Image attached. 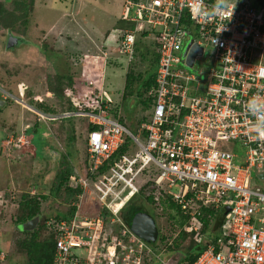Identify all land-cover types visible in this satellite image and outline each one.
Segmentation results:
<instances>
[{"label": "built area", "instance_id": "built-area-1", "mask_svg": "<svg viewBox=\"0 0 264 264\" xmlns=\"http://www.w3.org/2000/svg\"><path fill=\"white\" fill-rule=\"evenodd\" d=\"M120 20L121 54H133L139 34L158 49L149 119L132 131L112 116L104 89L97 111L35 110L38 121L88 120L78 197L88 201L93 185L100 204L96 216L77 207L54 222L53 264H164L124 217L145 173L150 188L189 217L184 230L204 246L193 264H264V186L256 183L264 179V0H124ZM127 138V152L112 161ZM18 141L29 142L24 135ZM203 208L224 215L216 239L200 232Z\"/></svg>", "mask_w": 264, "mask_h": 264}, {"label": "rangeland", "instance_id": "rangeland-1", "mask_svg": "<svg viewBox=\"0 0 264 264\" xmlns=\"http://www.w3.org/2000/svg\"><path fill=\"white\" fill-rule=\"evenodd\" d=\"M123 2L124 0H24L21 3L22 10L19 11L15 9L14 0H0L5 9L4 15L12 13L11 16L23 17L24 11H28L26 23L19 19L14 23L0 25V99L7 100L5 106H0V189L5 193L0 202V252L6 257L0 264H26L25 255L15 245L25 224L16 222L22 194L40 199L43 218L67 212L72 206H77L78 213L84 217L96 216L100 210L99 202L91 193L93 185L88 189L90 200L86 202L87 197L84 202H80L78 195L70 194L69 188L77 184L75 178L65 180L57 195H54L52 188L56 177L66 165L53 167L51 162L43 161L40 168H35L38 169L35 172L27 160L21 163L10 156L8 148L12 143H8V135L11 134L3 130L5 117L8 116L6 125L9 127L13 123L12 115L20 113V109L34 111L36 108L46 113L68 110L66 93L71 90L70 81L81 77L84 61L95 60L100 56L104 58L102 89L107 90L113 98L110 113L120 118L131 130H137L140 119L150 114L151 110L144 109L137 95H129L130 101L127 103L123 101L127 74L130 71L135 75L144 74L149 66V60L142 59L140 54H135L130 59L119 52L116 31L124 25L119 21ZM10 35L16 42L8 46ZM192 38L191 36L186 40L181 51L184 57L192 44ZM142 42L153 49L155 47L152 38L148 37ZM91 93L93 98L99 94L95 90ZM29 120L34 121L35 118ZM56 122L64 125L66 131L72 130L73 140L69 141L65 136L57 141L56 135L50 130L54 124L47 120L50 126L41 124V133L38 132L32 139V144H39L43 151L51 148V157L54 155L60 159L68 153L67 162H70L72 169L80 171V165L88 155L86 120L73 117ZM20 143L25 146L29 144ZM13 175V179L17 176V181L23 179V191L8 187L12 186ZM256 183L264 186V179L256 178ZM149 188L150 186L146 189ZM30 191H34V194ZM154 192L158 194L155 190ZM143 204L154 215L162 228L160 231L166 234V246L159 250L164 264H177L186 254L192 238L187 236L178 249L171 252L169 250L165 256L167 247L173 246L181 236L179 216L175 211L173 213L168 210L166 205L154 207L147 202ZM173 214L176 215L175 218ZM42 234L44 238L47 232L43 229Z\"/></svg>", "mask_w": 264, "mask_h": 264}, {"label": "trees", "instance_id": "trees-1", "mask_svg": "<svg viewBox=\"0 0 264 264\" xmlns=\"http://www.w3.org/2000/svg\"><path fill=\"white\" fill-rule=\"evenodd\" d=\"M23 1L24 0H14L16 4L15 6L16 10L19 11L22 10L23 4L21 3ZM4 13H5V9L3 7V4H0V23L3 22V24L0 25H4V23L5 25L14 23L19 19L23 20L24 23H26L27 21L26 19L28 13L27 9L26 11H24L23 17L11 16L12 13L7 16L4 15ZM8 20L9 22H7ZM119 21L120 24L124 23L121 20ZM124 26L125 23L122 27ZM144 39H146V37L140 34L138 35L134 52L132 55L129 56V58L132 59L133 56H135V54H140L142 59L149 60L148 69L144 74L135 75L133 71H130V73L127 74L125 91L123 93V101L127 103L130 101L129 95H137V98L139 99V103H142L144 105L143 106L144 109L151 110L153 99L151 96H149L148 92L154 84L159 53L157 46H155V44H154L155 47L153 49L150 45H146L145 42H142L144 41ZM103 70H104V58L102 56L97 57L95 60L89 59L83 62V73L81 74V77L74 79L73 81H70V84L72 86L70 92L68 90V92L66 93L69 102L68 110L66 111H71V110L97 111L98 110L100 105V100H99L100 98L98 97V95L97 97L93 98L91 92L95 90L101 93V91L103 90L102 89ZM50 113H59V112H50ZM112 116L117 118L120 122L124 124V122L120 118L116 117L113 113ZM149 117L150 114L140 119L139 123L141 124L142 122L148 120ZM58 120H62V119L49 120V121L52 124H55L54 122ZM38 123L39 122L37 121L36 125ZM132 131L135 132L136 130H132ZM71 140H73V137L71 138ZM130 144H131L130 139L127 138L126 143L113 155L112 161L118 160L123 153L127 152ZM67 156L69 155L66 154L63 155L62 157L61 164L66 165V167L56 177V180L58 182L56 183L55 180V185L52 188V190L54 191V195H57L61 186L63 185V183H65V180H68V178L71 177V180L72 178H75L77 181L78 174L76 168L72 169L70 162L69 163L67 162ZM86 160H87V155L81 167L86 166ZM108 168L109 165L105 164L101 169L102 171H104ZM83 170L85 169L83 168ZM150 177L151 176L149 174L145 173L140 175V177L137 179V183L140 185L141 194L136 196L130 202L127 211L124 214V217L128 222H130L132 217L138 212L144 211L149 213V211L144 207L143 202L150 203L154 207L166 205L168 207V210L172 212L175 211L176 215L179 216L178 222L182 228V231L180 232L181 236L178 238V241H176L173 246L171 245L167 247L165 256L167 255L169 250L171 252L175 249H178L181 241L185 239L187 236H189L192 239L187 247V252L177 264H193V262L199 256L200 252L204 249V246L196 240L195 231L186 232L184 230L185 225H190V219L187 215H184L181 212L180 208L173 201L164 198L160 194L158 200H155V197L158 194H156L154 190L151 188L146 189L148 186H151L149 185L152 183ZM69 192L71 195L72 194L78 195L82 192L78 182L75 186H71V188H69ZM41 197L46 199L44 195H42ZM41 204L42 203L40 202V199L37 196L30 197L27 194L22 195L19 204L20 213L16 221L17 224H24L37 216L39 217V222H40L38 227L34 228L33 230L20 231L21 235L15 241L17 250L26 257V264H53L54 250H55V239L53 232L54 222H58L62 219L72 218L77 210V206H72L67 212H63V213L60 212L54 217L45 216L43 218V215L41 213ZM176 215L173 214L172 216L175 218ZM199 218L203 223V228L201 229L200 232L205 237H211L212 232L218 230L219 227L221 226L224 215L222 214L221 211H216L212 208H203L201 210V214L199 215ZM49 222H53V223L49 224ZM158 228H159V236L155 244V247L156 249L160 250L161 248L166 246L165 243L167 237L163 231H160L162 228L159 227V223H158ZM43 229L45 232H47L44 238H42Z\"/></svg>", "mask_w": 264, "mask_h": 264}, {"label": "crops", "instance_id": "crops-1", "mask_svg": "<svg viewBox=\"0 0 264 264\" xmlns=\"http://www.w3.org/2000/svg\"><path fill=\"white\" fill-rule=\"evenodd\" d=\"M4 101H5V104L3 106L6 105V100H4ZM22 110H25V109H20V113L16 114V112H15V114L12 115L11 121H13V123L9 127L6 125L7 120H8V116L5 117L6 124H5V127L3 130L6 131V133L11 134V135H8V136H10L8 143L13 144V145L11 144L9 146L10 148H8L9 155L12 156L13 158H16L17 161H20L21 163L25 162L27 160L28 162L31 163V166L34 168L32 170L35 172H37V170H38L35 168H40L39 166H42L41 162H43V161L44 162H46V161L51 162L53 167H59L61 164V161H62V157L60 159L56 158L54 155H52V157H51L50 156V154H52L51 148H48V149L45 148L43 151V148L41 149L40 145L32 144V139L36 137L38 132L41 133V131H40L41 130V128H40L41 124H43V125L45 124L46 126H50V124L47 123V121H38L36 111H35V110H37L36 108L34 109V111H32L31 109L30 110L28 109L29 111L33 112L34 114L31 112H28V110L27 111H22ZM31 118L32 119L35 118V120L30 121L29 119H31ZM71 118H73V117H71ZM82 118H84V117H82ZM67 119L68 118H65V120H67ZM84 119L86 120L87 137H88L90 124L86 118H84ZM37 121L39 123L36 125ZM52 126L53 127L51 129L50 128L49 129L52 132H54V134L57 137L56 138L57 141L58 140L60 141V139L65 138V136L69 138V141H71V138H72L71 137V134H72L71 129L66 131L64 125H62L59 122L58 123L55 122V124ZM21 135H24V139L29 141V144H27V146H25L23 143H20L18 141V139ZM14 141H15V144L13 143ZM68 151H70V150H68ZM66 154H68V153H66ZM39 155H41V156H39ZM21 166L23 167V165H21ZM43 166H44V164H43ZM80 167H81V165H80ZM83 168L85 169V166H82L80 168V172H84ZM13 177H14V175L12 176V186L8 185V187L14 188V189H20V191H23L22 188L25 186L23 179H20V180L18 179V181H17V178H16L17 176L15 177L16 180L13 179ZM30 193L34 194V191H30ZM4 196H5L4 191L0 189V202H1V199L4 198ZM82 209H83V207H82ZM81 212H82V210H81ZM156 224H157V222H156ZM157 226H158V224H157ZM218 230L212 232L211 237H206V238L216 239L217 234H218ZM158 236H159V234H158ZM156 242H157V240L155 242H152V243L148 242V243L151 244L156 249V247H155ZM156 250L159 251L158 249H156Z\"/></svg>", "mask_w": 264, "mask_h": 264}, {"label": "water", "instance_id": "water-1", "mask_svg": "<svg viewBox=\"0 0 264 264\" xmlns=\"http://www.w3.org/2000/svg\"><path fill=\"white\" fill-rule=\"evenodd\" d=\"M15 42L16 39L12 35H10L8 46H11ZM201 52H202V48L199 49V53ZM196 54L197 51L194 49L188 61L190 66L193 64V59ZM4 104L5 101L0 99V106H3ZM262 176L264 175L262 174L261 177ZM227 211L228 210H224V213H227ZM28 222H26L27 224L26 223L24 224L23 226L24 230H33L37 225V223L39 222V217L37 216ZM130 226L138 236H140L149 243L155 242L158 238L159 229L155 219L150 213L144 211L136 213L130 221Z\"/></svg>", "mask_w": 264, "mask_h": 264}]
</instances>
